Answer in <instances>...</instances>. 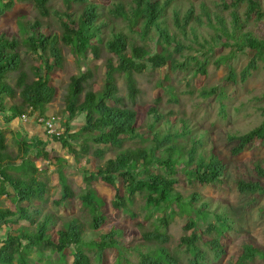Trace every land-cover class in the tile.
Returning <instances> with one entry per match:
<instances>
[{
	"label": "trees",
	"instance_id": "16d2710c",
	"mask_svg": "<svg viewBox=\"0 0 264 264\" xmlns=\"http://www.w3.org/2000/svg\"><path fill=\"white\" fill-rule=\"evenodd\" d=\"M16 1L0 0V19L14 9ZM31 1L41 18L58 17L63 32L61 37L48 33V24H43L40 18L28 23L24 15H18L15 20L22 27L20 33L25 37L24 41L17 36L9 37L6 31L0 30V197L5 196L14 205V209L0 206V230L6 229L5 237L0 238V264H34L29 256L32 251L42 254L49 249L65 255L71 246L76 249L70 264H91L89 255L81 248L89 245L83 242L78 220L62 222L54 214H43L42 205L37 204L46 202L50 188L48 180L41 178L35 161L49 158L46 147L50 143H59L77 162L90 153L99 161L94 171L84 168L87 186L79 197L84 208L91 212L92 230H98L108 219L105 200L92 182L101 179L112 185L116 190L113 206L131 217L137 214L129 206L141 198L142 210H146L154 222L151 228L143 227L141 234L148 244L145 250L137 249L140 260L135 264H218L226 255L221 237L232 228L231 219L227 214L211 211L208 203H199L200 195L197 193L185 199L176 187L184 176L190 185L224 184L233 160H238L256 139L264 145V107L261 108L263 119L258 126L228 137L231 159L226 163L216 149H206L204 141L193 134L184 117L174 123L168 118L165 121L167 116L157 109L161 98H157L147 110L149 118L143 121V125L149 133L143 132L142 114L125 103L116 76L122 74L129 99L134 102L141 91L136 74L169 67L175 71L192 68L194 75H206L210 58L216 53L214 41L221 39L223 36L219 33H223L233 42L229 40L221 45L230 47L232 54L218 57L217 65H229L235 53L249 51L251 59L240 74L232 69L228 76L233 83H237L238 77L241 82H246L258 70L259 61L264 63V38L251 28L241 32L254 15L264 20L261 0H216L212 3L215 12L205 2L200 4V11L194 4L181 11L174 6L176 0H129L128 9L124 0H120L103 11L101 4L94 0H62L65 11L53 10L52 0ZM73 3H78L80 8L70 13L67 10ZM170 8L178 30L185 37L192 32L197 46L179 39L177 32H171L168 22ZM225 11L231 18V28L227 27V18L223 16ZM117 18L123 20L130 33L144 43L110 27ZM203 26L216 31L213 42L206 38L201 40L196 29ZM108 28L109 32H106ZM155 32L157 38L151 35ZM154 39L157 45L153 44ZM60 40L70 49L77 63L82 59L86 65L98 61L104 51L111 56L104 62L103 85L99 90H94L92 83L99 65H85V71L82 69L71 76L65 105L60 112L62 119L59 125L64 128V133L57 136L46 131L42 138L26 131L23 116L26 115L28 121L31 118L37 121L38 117L51 118L45 109L57 93V88L51 84V74L63 68L64 64ZM22 42L27 52L40 60L39 64L29 65L32 76L18 50ZM155 46H159L160 51H156ZM15 74L17 80L12 84L10 79ZM210 92L214 94L217 88ZM170 102L178 103L179 97L172 93ZM82 115L84 124L74 129L72 122ZM13 122H23L18 126L24 133L23 136L19 134V151L15 155L9 152L6 138L8 125ZM129 142L132 146L126 148L124 145ZM108 149L117 151L108 155ZM59 161L63 162L62 158ZM253 162L252 174L249 172L248 177L236 181L242 194H264V159ZM58 164L56 171L62 195L56 203L60 205L71 200L74 191L64 173V165ZM117 181L125 187V196L120 194ZM177 209L180 214L190 216L184 227L186 233L179 241L180 249L189 255L187 262L182 261L178 250L168 246L170 237L167 229ZM59 222L62 226L57 230ZM125 233L113 229L101 236L95 243L101 260L107 249L116 248L114 264H133L124 258L123 249L119 248V237ZM245 250L229 264H253L256 258L264 260L263 250L251 244L246 245Z\"/></svg>",
	"mask_w": 264,
	"mask_h": 264
},
{
	"label": "rangeland",
	"instance_id": "374dc122",
	"mask_svg": "<svg viewBox=\"0 0 264 264\" xmlns=\"http://www.w3.org/2000/svg\"><path fill=\"white\" fill-rule=\"evenodd\" d=\"M94 1L101 4L100 8L103 11L104 8H111L112 5L118 4L120 0ZM214 1L216 0H176L174 6H177L181 11H185L191 4H194L197 11H200V4L205 2L208 6H212V12H215V8L212 5ZM230 1L232 0H227V2ZM128 2L129 0H124L127 9L130 6ZM50 5L53 10H66L62 0H52ZM261 5L264 9V0H261ZM79 8L80 5L78 3H73L72 7L67 11L74 13ZM219 9L221 10L222 8ZM168 14L171 32H177L179 39L183 38L187 42L197 46L192 32L188 34V37H185L174 24L172 20V8L169 9ZM18 15L26 16V20L28 23L31 22V24L40 18L43 24H48V33L57 34L59 37L62 36L63 30L58 17L52 15L41 18L31 0L24 2L17 0L14 9L0 19V30L6 31L9 37L17 36L23 41L25 39L23 34L20 33V28L22 27L15 21ZM223 16L227 18V27L231 28V18H228V12H223ZM110 18L113 17L110 15ZM110 27L124 31L132 35L137 42L144 43L135 34L130 33L126 23L121 19L117 18L113 20V24ZM249 28L254 29L258 36L264 38V20L257 19V16L254 15L251 23L246 24L241 32H246ZM105 31L109 32V28L105 29ZM196 32L200 35L201 40L206 38L211 42H213V36L216 34V31L208 26L199 27L196 29ZM219 34L223 37L214 41L216 53L210 58L206 75H194V69L192 68L175 71L169 67L147 70L142 74H136L141 91L134 102L129 99L128 89L122 74L116 76V79L120 88V95L124 97L125 103L129 107L140 110L142 125L144 124L143 121L149 118L146 115L147 110L155 104L157 98H161L157 109L160 113L167 116L164 119L165 121L168 118L174 123L179 118L184 117L193 134L204 141L206 149L210 151L216 149V152L227 163L231 159L228 137L232 134L245 133L262 122L261 108L264 107V63L259 61L258 70L246 82H241L239 77L237 78V83L229 81L228 76L230 71L233 69L237 74H240L252 55L249 51L235 53L229 65H217L216 59L218 57L232 54L230 47H222V42L229 40V42H233L232 39H226L223 33ZM151 35L157 36L156 32ZM155 39L154 42L153 40L151 42L157 45ZM59 43L64 55V64L63 68L56 69L51 74V84L57 88V93L54 100L48 105L49 107L45 109V112L49 117H52L54 114L58 120H61L62 116L60 112L65 105L70 78L82 69L85 71L86 64L83 59L80 63H77L70 49L63 44L62 40ZM18 50L21 52L23 61L26 64L25 68H27L30 76H32L33 74L30 71L29 65L34 63L39 64V58L27 52L28 50L23 42L20 43ZM155 50L160 51V47L155 46ZM110 56L107 51H104L100 60H95L91 63L100 67L97 77L92 82L94 83V90H99L103 85L102 75L105 69L103 65L105 60ZM179 58L180 60H184V58ZM91 64H87L86 66H91ZM16 80L15 74L11 77L10 81L12 84H15ZM216 88L217 92H214V94L210 92L211 89L216 90ZM172 93L179 97L178 103L170 102ZM84 122L85 118L83 115L74 119L72 122L74 129H78ZM16 123L13 122L8 125L6 132L9 152L14 155L18 154L19 151L17 145L19 134L22 136L24 134L20 131V128L15 129L17 128ZM143 126L145 127V125ZM145 128L142 131L149 133L147 128ZM41 137L44 138L45 136L42 134ZM124 146L126 148L130 147L132 143H126ZM75 147H80V145H76ZM94 148L95 146L92 151ZM46 150L50 153L49 158L35 161L36 166L40 170L41 178L48 180L50 188L46 202H37V204L42 205L43 214H54L62 222L63 220H78L83 232V242L89 245H82L81 248L89 255L91 264H114L117 254L116 248L107 249L103 253L101 260L98 246L95 243L100 241L103 234L109 233L113 229L126 231L125 235L119 237V248L123 249L125 259H129L133 264L138 263L140 256L137 249L145 250L148 244L141 234L144 231L143 227L151 228V224L154 222L152 217H148V212L142 210L143 204L141 198L138 197L135 203L129 206L137 214L136 217H131L128 213L113 206L112 201L115 198L116 190L112 185L105 183L101 179L92 182V186L105 200V212L108 213L107 221L98 230H92L91 212L84 208L79 197L87 186L84 179L85 176L83 175L84 168L94 171L97 169L99 161L90 153L87 157L82 156L79 162H77L59 143H50L46 147ZM116 151L117 149H108L106 154L113 155ZM59 158H62L63 162L59 161ZM261 159H264V145L261 144L260 140L256 139L251 148L248 147L238 160H233L229 176L224 184L212 186L196 183L195 185H190L187 183L186 176H184V180L176 187L185 196V199L190 198L191 194L197 193L200 195L199 203L206 202L210 205L209 209L211 211H216L222 215L227 214L231 219L232 228L221 237V243L226 251V255L218 264L234 262L242 253L246 252L245 249L248 244L264 251V194H242L238 191L236 184L237 180L248 177L249 172L252 174L253 161ZM58 163H61L62 166L64 165V173H66L67 180L74 191L73 198L60 205L56 203V200H59L62 195V185L56 171L60 166ZM117 184L120 187V194L125 196L127 193L125 187L119 181H117ZM3 205L14 209V205L5 196L0 197V206ZM178 211L179 209L172 214L173 216L167 229L170 237L168 246L174 250H178L182 261L187 262L189 255L180 249L179 241L186 233L184 227L190 216L186 213L180 214V211ZM192 216L197 218L195 214ZM61 226L62 223L59 222L55 229L58 230ZM5 233V228L0 230V238L5 237ZM75 249V246H71L65 251V255L55 253L49 249L44 250L42 254L38 251H32L29 256L34 264H70L74 260ZM253 264H264V260L256 258Z\"/></svg>",
	"mask_w": 264,
	"mask_h": 264
},
{
	"label": "built area",
	"instance_id": "2783aa9c",
	"mask_svg": "<svg viewBox=\"0 0 264 264\" xmlns=\"http://www.w3.org/2000/svg\"><path fill=\"white\" fill-rule=\"evenodd\" d=\"M24 120H27V116H23ZM37 121L40 124H43L46 128V131L48 134H55L57 136H60L61 134L64 133V128H61L58 119L56 117H51L50 119H45L44 117H38Z\"/></svg>",
	"mask_w": 264,
	"mask_h": 264
},
{
	"label": "crops",
	"instance_id": "0c3cea01",
	"mask_svg": "<svg viewBox=\"0 0 264 264\" xmlns=\"http://www.w3.org/2000/svg\"><path fill=\"white\" fill-rule=\"evenodd\" d=\"M24 123H26V124H23V122L16 123L17 128H15V129L19 128L18 125L23 124L28 133H31L32 135H35V136L36 135L41 136L42 134H43V136H45V132H46L45 126L43 124H40L39 122H37L35 118H31L29 121L25 120Z\"/></svg>",
	"mask_w": 264,
	"mask_h": 264
},
{
	"label": "clouds",
	"instance_id": "9594fccd",
	"mask_svg": "<svg viewBox=\"0 0 264 264\" xmlns=\"http://www.w3.org/2000/svg\"><path fill=\"white\" fill-rule=\"evenodd\" d=\"M60 122V120L58 121V123Z\"/></svg>",
	"mask_w": 264,
	"mask_h": 264
}]
</instances>
